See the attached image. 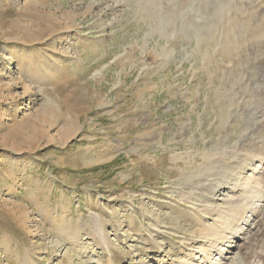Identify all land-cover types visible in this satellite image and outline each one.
Instances as JSON below:
<instances>
[{
  "label": "rangeland",
  "instance_id": "374dc122",
  "mask_svg": "<svg viewBox=\"0 0 264 264\" xmlns=\"http://www.w3.org/2000/svg\"><path fill=\"white\" fill-rule=\"evenodd\" d=\"M190 1L0 0V264L221 260L193 189L264 146V0L201 37Z\"/></svg>",
  "mask_w": 264,
  "mask_h": 264
},
{
  "label": "bare ground",
  "instance_id": "6f19581e",
  "mask_svg": "<svg viewBox=\"0 0 264 264\" xmlns=\"http://www.w3.org/2000/svg\"><path fill=\"white\" fill-rule=\"evenodd\" d=\"M209 5L214 7V14L209 17L211 19H209L210 26L215 25L213 16H215L214 19L222 21L224 18L237 13H244L248 17L259 16L263 13L258 0H210L207 2L191 0L189 5L179 13L182 19L179 29L185 31L187 36L201 37V31L193 26L190 29H185L188 25H185L184 21L187 20L188 12L203 14L204 8L202 9V7L206 8ZM250 27L251 32L259 28L256 25ZM258 30V39L264 41V28ZM190 31H193L194 34H189ZM230 32L233 35L235 30L231 29ZM216 34L221 35V30L218 29ZM197 41H201V39L199 38ZM260 129V125H255L250 130L253 132L251 137ZM255 140H253L255 148L253 155H245L234 149L232 160L228 164L229 168L223 169L222 162L225 157H222L216 162L217 166L215 167L217 169H212L213 172L204 175L205 178L200 180L204 184L193 189L196 191V195L201 194L204 198L205 195L202 193L206 192L209 196L210 205L217 206L215 199H219L226 208L223 213L220 212L219 216L221 224L225 227L223 229L218 228L216 236L211 242H208V246L217 252L223 264H233L236 258H241L244 264H264V171L261 180L258 177L253 178L261 171L260 169H263L261 166L264 165V146H259ZM248 171L251 172V176L247 175ZM219 192L222 195L221 199L216 198ZM205 250H201L203 256L207 254L210 256L211 252ZM115 258L116 264H125L122 257ZM98 260L100 261V259ZM202 261H204V257L200 262ZM220 261H213L212 264H218Z\"/></svg>",
  "mask_w": 264,
  "mask_h": 264
}]
</instances>
